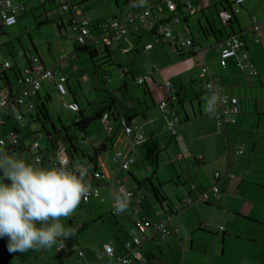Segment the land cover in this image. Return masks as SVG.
<instances>
[{"label": "rangeland", "instance_id": "374dc122", "mask_svg": "<svg viewBox=\"0 0 264 264\" xmlns=\"http://www.w3.org/2000/svg\"><path fill=\"white\" fill-rule=\"evenodd\" d=\"M14 1L19 5V0ZM215 1H217V3H211L212 5L210 8V10L212 9L213 11L214 17L218 18L216 8H222V5L226 6L231 14L233 13V8V10L236 11L241 26L247 32L252 28L253 18L259 21L264 20V0H244L241 5L237 4L235 0H229L230 3H232V7L229 5L228 0H214V2ZM22 2L27 5V10L22 12V10L19 9L17 12L18 23L14 26L6 27L4 34L1 36L3 45L0 49V59L3 53L5 54L6 52V59L13 65V68L7 71L13 84L16 83L18 76L24 74L26 64L28 63L27 56L30 59L33 56H41L44 63L50 67L51 64H56L63 56H69L70 54L71 57H74L75 55L76 59H73L74 64L78 65L80 68L78 74H85L88 81L83 82V87H80L79 83H82V80L79 83L76 82L72 71L70 73V79L73 83V89L83 110H85L87 114H93L98 111L101 103L108 98L107 90L104 88L105 85L108 89H113L118 85L117 74L120 68L117 64V59L126 63L129 68L134 67V63L138 61H140L138 62L139 64L145 62L147 64L148 60L145 53V56L143 55L141 60H138V57L128 60V56L118 50L117 42L115 41L113 47L117 48V55H114L113 59L116 65L106 62L107 59L103 58L102 55H105L104 47L101 49V55L91 57L88 47L78 42L77 32L68 25V20L70 18L69 13L65 14L61 9H53L50 11L48 7H40L38 0H22ZM175 5L176 0H162L160 2V7H165L164 15H166L167 18L171 17ZM130 6L131 0H80L78 4L74 6L73 12L75 18L81 22L88 19L86 26L95 36L99 37L103 35V37H105L107 35H105L102 25L114 19L122 21L128 13ZM184 15L189 18V25L194 32V37L204 44L217 43V38L221 37L222 34H228L223 23L218 21L214 26L218 37L216 38L212 33L206 38L200 29V25H205L206 23L203 12L200 11V13L190 16L187 11L180 13V17L183 18ZM210 18H212V14H210ZM62 19L64 23H62ZM48 20H50L49 23H43ZM58 24L61 25V29L58 28ZM137 24L144 27V30H142L144 32V38L147 37V25L143 22H137ZM183 24L186 23L183 22ZM173 27L174 32L179 35L177 25L173 24L172 28ZM235 29H240L239 25L235 24ZM229 30L233 31L232 27H229ZM180 36L182 35L180 34ZM187 36L190 35L185 33L184 37ZM134 41L137 42V40ZM251 45L255 44L253 43ZM123 46L128 45L124 44ZM258 47L263 48L262 44L258 45ZM214 50L215 49L212 48L209 52H213ZM218 57H220L219 53ZM98 64H101L103 70L108 71L99 72ZM56 68H58V66ZM140 68L142 72H144L143 67L141 66ZM67 69L70 70V67L67 66ZM246 71L248 72L249 69H243L238 65L232 72L223 77V80L226 79V82L229 84H222H226L225 86L251 85V82L256 79V75L249 76L250 74ZM109 72L113 73L110 74ZM105 74H109L114 82L110 83L104 80L103 77ZM261 75L264 76V72H261ZM1 76L2 73L0 72V84L4 82ZM260 83L261 81L259 80L258 84ZM133 87L141 91V87L143 86L142 84H135ZM40 92L42 98L47 94L51 96V102L48 106L53 121L52 123L57 130L61 131L60 137L65 145L69 148H73V146L77 147L79 155L74 153L77 158H80L82 153L81 148H83L84 145L86 146L83 148L84 151L86 152L89 150L88 147L91 145V139L99 142V138H105L107 131L100 120L94 121L89 126L87 135L74 128L73 122L76 119L77 112L69 108L68 104L74 99L73 93L70 92L69 89L68 94L62 97L59 95L55 84L50 80H46L40 88ZM35 98L39 100L36 95ZM4 116L5 111L0 110V140H6V146L4 148L7 150L15 143L14 139H11L10 134L17 126L13 118H10L5 126L2 125ZM233 116L234 120H237V122L229 124L228 134L230 137V144L232 146L237 145L244 150V154L242 155H238L231 151L230 156L232 162L236 163L233 171L236 175L234 180H232L233 185L227 186L226 190L224 188V191H222L219 184L221 190L220 199L216 200L213 193L209 195L208 202L213 205L208 206L204 201H197L175 216L174 221L179 224L182 221L189 225L191 219L194 220L196 218V220H199L201 216L204 219L209 217L212 221L211 224L205 227V230L200 229V224L198 222L197 226L199 229H193L194 232H196L195 234L193 232L195 236L200 235L201 237L203 236V232L208 235V230L211 229L210 231L216 233L214 236L220 240V246L222 245V230L226 228L228 234L230 232V236L226 238L227 244L225 246L227 250L234 248L241 252L253 253L256 249L254 245L264 249V119L261 122L262 126L260 130H257V123L254 117L253 124L240 120H250L252 116L239 114H234ZM52 123H46L45 126L47 130L52 129ZM42 124V121L33 122L27 114L24 116L23 120L19 122L23 132L20 136L25 137L24 144L28 146L36 140L42 147L49 145L46 130L43 129ZM63 126L68 128V132L63 129ZM70 137L72 139H70ZM170 140L171 145L169 144ZM255 143H257V148L254 151L253 146ZM18 144L22 147V142ZM108 145L110 146L109 143ZM175 146V140L168 136L167 141H159L156 144L149 138L147 142L137 145L134 148L135 153L133 156L137 162L133 165V169L135 170L138 180L141 181L139 188L136 180L126 171L120 174V177L124 175L128 176L127 180L122 181V183L127 188L137 192L136 195H138L141 207L153 220H157L156 213L161 210V206L158 204L155 197L153 186L156 187L160 195L166 199L164 206L168 208L169 203L176 206L184 197L186 193L184 178L188 181V185L194 181H199V178H201L208 190L214 185L207 169L196 167V171L192 172L191 169L193 167H188V161L194 164V160L187 148L184 147L183 144ZM10 150L12 151L9 152L7 150L10 155L26 159V152L22 149L15 151H13V149ZM180 154L183 156V159L177 158V155ZM113 155L114 151L108 150L103 153L102 157L105 168L109 172V178L107 179L109 183L117 177V171L112 164ZM40 166L43 167L42 165ZM196 174L200 177H197ZM178 175L180 176L178 177ZM201 180L199 182H201ZM101 185L102 186L99 187L101 193L100 198H92L83 208H77L70 218L62 220V223L66 227L75 230V235L70 239H74L78 242L80 247H86V249L88 248L91 252L97 251L110 241H120L118 237L124 240L128 234V229L131 228L130 222L134 214V204L131 205L129 210L123 212V214L117 213L116 207H114L115 202L124 196H119L116 188L111 184L106 185L105 181H102ZM197 207H199L201 211L196 210ZM221 223H223V226H221ZM70 239L64 242L66 248L63 250H59L60 245L57 244L47 249H29L25 252L10 253L8 249H5L8 245V240L4 237L0 238V253H8V264H85V257L80 258L76 253L70 252L71 250L68 248V246H70ZM156 239L157 242L160 243L161 238L156 237ZM251 239H254L255 242L254 240L250 241ZM236 242L237 244H235ZM231 243L234 245L231 246ZM90 258L93 259L92 256H90Z\"/></svg>", "mask_w": 264, "mask_h": 264}, {"label": "crops", "instance_id": "0c3cea01", "mask_svg": "<svg viewBox=\"0 0 264 264\" xmlns=\"http://www.w3.org/2000/svg\"><path fill=\"white\" fill-rule=\"evenodd\" d=\"M19 1H20L19 4L23 3L22 0ZM41 1H44V3L47 2V0H38L39 5ZM79 1L80 0H70V2L73 5H77ZM13 3L17 4L14 0ZM211 3L215 4L217 3V1L214 2V0H201L200 9H204L203 16H205L206 18V23L211 19H213L214 16L212 14L213 12L212 9L210 10L212 5ZM23 4L26 6V9L23 10L22 12H25L27 10V5L25 3ZM48 6L50 5H47V7ZM161 7L163 9V13H165V7L163 6ZM210 14H212V18H210ZM114 20L121 21L119 19H114ZM258 22L261 23V30L258 34L260 39L259 42L255 41L252 28L250 29L249 32H247L246 30L243 29L242 26L241 28L243 29V31H241L240 29H235V26L233 27L234 29L233 31H235L234 33L239 34L246 40V47L239 52V59L244 63L247 61L253 62L254 66L258 71V73L256 74V79L251 82V85L225 86L226 84L229 83L226 82V79L223 80V77L227 76L230 72H232L234 68L238 67L239 65L238 57H230L227 60V65L222 66L220 62V57H218L219 49L217 43L215 42H213L212 44L203 43L202 46L205 48L206 64L210 70V73L218 79V82L223 86L224 90L228 94L242 98L240 112L237 114L252 116L250 117V120L249 119H245V120L240 119V120L242 122H249L254 124V119H253L254 117L257 123V130H260L262 126L261 122L264 119V76L261 75V72H264V20L261 21L258 20ZM17 23H18V14H17V22L14 25H16ZM62 23H64L63 19H62ZM187 23L189 24V19L187 20ZM206 23L205 25H207ZM176 25L178 27L177 31L179 35L181 34L184 37V34L186 33L184 32V27L186 24L180 23ZM142 30H144V27H142V25H138L136 22L128 26V32L126 35L121 36L120 38L117 39H113L110 41V43H106L102 39H99L98 41L90 42L87 46L91 50H97L96 52L97 55H100V53L102 52L101 49L103 47L104 50H108L109 52H111V54L117 55L116 51L118 48V50L122 51L123 54H126L128 56V60H131L136 57H138L137 58L138 60H141L143 58L144 53L147 55V60H148L147 64L146 62L139 64L138 62L140 61H138L134 63V67H130V68L126 65V63H123L120 61V59H117V63L120 70L118 71L117 74L118 85L113 89H117L125 84L129 87L131 95L137 106V109L140 112L139 116L132 123L140 125L144 135L147 137V140L145 142H147L149 138H151L154 144H156L159 141L161 142L167 141L168 136H170L172 139L175 140L176 146H179V144H183L184 147L187 148L189 154L192 156L194 160V164H192L189 161L187 163L188 167H193L191 171L192 172L196 171V167L207 169L210 179L213 180L214 184H217L218 186L220 184L222 188L221 190L224 191V188L226 190L227 186L233 185L232 180H234V178L236 177L235 173L233 172L236 163L232 162L230 156L231 151L236 153V148H241L238 147L237 145L232 146L230 144V137L228 134L229 124L236 123L237 120L227 123L226 127L224 125H220L217 122L216 115L218 114L219 106L204 91L203 85L206 77L203 76L201 72V63L197 55H190L187 53L181 55L178 53V48L175 47V45L170 44L168 42H163V43L161 42L159 44L154 45L150 50H147L146 46L152 40L153 35L148 31V29H146L148 36L144 38V32ZM90 32L92 33L91 30ZM186 34L188 35V33ZM99 37L103 38V35H100ZM222 39L223 37L221 35V37H219L218 40L222 41ZM134 40H137V42H135ZM114 41L117 42V48L113 47ZM250 43L251 44L254 43L257 46L251 45ZM124 44H127L128 46H123ZM261 44L263 48L258 47V45ZM212 48H214L215 50L213 52H209V50ZM63 57H64V61L61 60ZM63 57H61V59L56 64H51L50 67L56 68L58 66V68H56L58 69L57 74L63 73L64 75H66L67 87L69 91L73 93V97H74V99L70 103H74L76 100L80 104L73 89V83L70 79V73L73 71L75 77L74 80L76 82L79 83L82 80V83H79L80 87H83L82 86L83 82H87L88 78L85 74H80V73L78 74L80 68L78 67V65L74 64L73 59H76L75 55L74 57H71V55L69 54V56H63ZM0 60L2 61L7 60L6 52L5 54L3 53L2 58ZM42 62L44 66L48 67L43 60ZM67 66L70 67V70L67 69ZM97 66L99 68L98 69L99 72L108 71V70L107 71L103 70L101 68L102 67L101 64H98ZM141 66L143 67L144 72H142V69L140 68ZM109 73L111 74L113 72H109ZM148 73H151L153 79L149 83L151 88L147 90L145 84H142L143 87H141L142 88L141 91L139 89L137 90L136 88H134L133 85L138 84L137 79L141 78L142 76ZM7 76L9 77L8 73ZM1 77L6 82L5 77L3 75ZM103 79L109 81L110 83L114 82V80L110 78L109 74H105ZM9 80L11 82L10 77ZM49 80L55 84L54 79H49ZM259 80L261 81L260 84H258ZM166 81H170L173 84V88H172L173 97L169 99V105H168L169 110L163 111V109H161L160 107V102L163 98L168 96V91L164 89V85H163ZM222 83H226V84L224 85ZM104 88H106V90H113V89H108L106 85ZM39 94H40L39 95L40 99H42L40 89H39ZM35 95L37 96V94ZM66 95L62 97H65ZM171 121H175L176 125L181 124L180 125L181 128H179L175 134H172L167 129V125ZM113 127L114 129L112 132H108L106 130L107 133L105 135V138L104 139L99 138L100 139L99 142L91 139V145L90 147H88L89 150L86 152L83 149L86 147L84 145V147L81 148L82 153L80 158H77L76 155L74 154V158H73L74 164H80V163L86 164L89 158L83 156V154L94 155L95 148H98L102 143L106 144L107 151L108 148L110 149L111 147H113L112 150L114 151V153L115 151L120 150L126 153L131 152V154L133 155L135 153L134 148L137 145H141L145 143L143 142L137 144L132 148V139L126 134L124 130V126L122 124V120L115 121L113 123ZM19 128L22 132L20 125ZM108 143L110 144V146L108 145ZM169 144L171 145V140ZM47 147L49 146L48 145L43 147L41 146V148L43 149ZM74 148L78 153L77 155H79L77 147L74 146ZM256 148H257V143H255V145L253 146V150L255 151ZM10 149H13V151L22 149L23 151L26 152V150H24L23 147H20V144L15 145V143L12 144L10 148L7 150L10 151ZM107 151H104L103 153ZM103 153L100 155V159L102 163H103V158H102ZM225 154H226V159H225ZM27 155L28 153L25 155L26 159L23 158L26 162L29 161ZM238 155H242V154H238ZM177 158L183 159V156L180 154L177 155ZM55 160L56 159L54 157L52 159V163H47L42 166L46 168H51L54 166ZM112 164L116 169V162L113 160V157H112ZM133 165L130 170H126L128 174L130 171H132L135 174ZM122 172L124 171H121L120 173L117 172V175L118 178H120L122 181H125L127 180L128 176L124 175L123 177H120V174ZM216 172L222 173V176L218 179L215 178ZM107 174L109 178L108 171ZM196 175L197 177H200L198 174ZM179 176L180 175H178V177ZM199 179L201 180V178ZM199 181H194L188 185L187 184L188 181H186V179L184 178L185 188L195 185L203 186L207 188L206 184L202 180L201 182ZM105 184L109 185L108 183ZM184 197L182 199H184ZM220 197L215 199L216 200L220 199ZM92 198H96V197H92ZM92 198H90V200L87 203H89L92 200ZM131 205H133V202L129 203L127 210L131 208ZM171 205L174 206L172 203ZM196 210L201 211L199 207H197ZM159 211H157L156 213L157 220H154L155 222L158 221L159 219L158 216ZM144 212L146 213L145 210ZM133 217L131 218V222H130L131 228L128 229V234L126 235V238L124 240H121L120 237H118V240L120 241L118 242L110 241L114 245L115 252L118 255L125 254L124 243L127 239L131 238L132 234H134L135 232L133 220H132ZM211 221H212L211 218L208 217L204 219L202 218V216L199 217V220H196V218L194 220L191 219L189 225H187L185 222L182 221L180 222V224L174 221L173 224L175 227L178 228V232L176 234L175 233L171 234L166 238H161L160 236L156 235L154 238H150L144 241L140 248L142 257H140L138 260H135L132 264H264V249L256 247V245H254L256 249L254 250L253 253L241 252L234 248L227 250L225 246L227 244L226 238L230 236V232L228 234L226 228H224V230L226 231V235L224 239H222V245L220 246H219L220 240H218V238L215 236H211L210 234H208L209 235L208 236L207 233L204 232H203V236L201 237L200 235L199 236L194 235L196 232H194L193 229L197 230L200 227L201 230H204L205 227L208 226V224H211ZM198 222L200 224L199 227L197 226ZM221 226H223V223H221ZM156 237L161 238L160 243L157 242ZM253 240L254 239H251L250 241ZM235 244H237V242ZM233 245L234 244L231 243V246Z\"/></svg>", "mask_w": 264, "mask_h": 264}, {"label": "built area", "instance_id": "2783aa9c", "mask_svg": "<svg viewBox=\"0 0 264 264\" xmlns=\"http://www.w3.org/2000/svg\"><path fill=\"white\" fill-rule=\"evenodd\" d=\"M63 5V8H68L70 0H59ZM162 0H131V6L128 13L122 21L112 20L103 24L105 37H96L90 30L86 27L88 19L81 22L77 19L73 26V30L78 32L77 40L81 44L87 46L90 42L98 41L102 39L106 43H110L111 40L120 38L128 32V26L136 22H143L147 25V29L153 31V38L146 46L147 50H150L154 45L168 42L175 45L178 49L187 51L192 47L193 38L190 36L183 37L176 34L172 28V25L180 24L181 17L173 16L167 18L163 13L162 7H160V2ZM180 3L183 11H187L188 15L196 14L201 8V0H176ZM244 0H235L239 5L243 3ZM25 10L26 6L21 3L19 5L14 4L13 0H0V37L2 36L3 30L6 27L12 26L17 22V11ZM182 11V12H183ZM220 15L227 24V20L230 18V12L225 9L220 12ZM252 32L254 33V38L256 42H259V32L261 30V23L258 22L256 18L252 19ZM189 27L186 25L184 27V32L189 35ZM180 45V46H179ZM218 49L220 54V62L222 66L227 65V60L230 57H238L239 65L245 69L248 68V73L250 75H256L258 73L254 63L251 61L243 62L239 59V52L246 47V40L240 36H230L223 39L218 43ZM2 47V42L0 40V48ZM199 61L201 63V72L205 76L204 80V91L209 97H211L219 106L218 114L216 115V120L220 125L226 127L227 123L234 121V114L240 111V99L237 96L228 94L223 86L218 82V79L214 77L206 64L205 48L202 50L199 47L195 50ZM64 61V57L61 59ZM12 69V63L10 61L0 60V71L7 73L8 70ZM57 69L55 67H46L41 63L38 57H32L27 63V67L23 75L17 77L15 84L3 82L0 84V110H4L13 116L16 123H19L24 118L25 109L32 111L35 108V101L32 95L36 93L42 87L44 81L49 79H54L55 86L60 96H64L68 93L67 89V77L63 73L57 74ZM151 79V73L145 74L141 78L137 79L138 83H143ZM164 89L168 91V96L163 98L160 102V107L163 111L169 110V99L173 97V84L170 81H166L164 84ZM15 88V90H14ZM69 108L72 111L79 110V104L77 102L69 103ZM24 113H23V111ZM102 122L108 132H112L114 127L113 124L108 119V113L104 114ZM124 130L126 134L132 139V148L137 144L143 143L147 140L144 135L140 125L130 123L128 124L122 120ZM181 125V124H180ZM176 125L175 121H171L167 125L168 131L175 134L180 127ZM21 130L17 126L11 134V139H14L15 145L22 142V147L28 153L27 157L29 161H38L39 165L43 160V154L40 153L41 146L35 140L29 146H25V137L20 136ZM22 135V134H21ZM35 139V138H34ZM3 142L1 146L6 145V140L1 139ZM243 149L236 148L237 154H243ZM26 153V154H27ZM63 158L65 163L70 167L71 165L69 155L67 152V147L61 142L57 149L55 150V162L54 166H57L58 159ZM113 160L116 162V170L118 173L121 171L130 170L132 165L136 162L133 154L131 152L124 153L120 150L115 151L113 155ZM95 177L100 179L101 182L104 179L107 181V175L102 174L100 171H96ZM222 176L221 172L215 173V178H220ZM103 180V181H104ZM111 184L118 191L119 196H129L130 202H133L134 206V234L131 238L127 239L124 243L125 254L118 255L115 252L114 245L110 242L103 245L100 249L94 252L93 259L89 257L86 251L78 246L76 243H71L68 248L71 252L76 253L78 257H85V264H132L135 260L142 257L140 252L141 245L144 241L154 238L156 235L161 238H166L171 234H176L178 228L174 226L173 222L175 217L170 213H164L161 210L158 212L159 219L154 221L150 218L142 209L140 205V200L133 189L127 188L120 178L117 177L111 182ZM118 185V187H117ZM94 194L89 197L86 203L92 197H100L101 193L99 186L93 185ZM211 190V191H210ZM210 193H213L215 198L220 197V188L217 184H214L208 191L202 192L196 197V201L199 199L208 200ZM186 193L184 199H182V205L186 206L192 203V198ZM118 201V200H117ZM115 202V207L116 203ZM83 203V202H82ZM66 248V245L59 246V250Z\"/></svg>", "mask_w": 264, "mask_h": 264}, {"label": "clouds", "instance_id": "9594fccd", "mask_svg": "<svg viewBox=\"0 0 264 264\" xmlns=\"http://www.w3.org/2000/svg\"><path fill=\"white\" fill-rule=\"evenodd\" d=\"M88 172L82 164L70 167L63 158L57 166L41 167L0 146V238H7L10 253L63 246L75 235L62 220L94 194ZM129 203V196L119 199L116 212H125Z\"/></svg>", "mask_w": 264, "mask_h": 264}, {"label": "trees", "instance_id": "16d2710c", "mask_svg": "<svg viewBox=\"0 0 264 264\" xmlns=\"http://www.w3.org/2000/svg\"><path fill=\"white\" fill-rule=\"evenodd\" d=\"M228 3L232 7V3H230V1ZM70 4L71 5H69L68 8H63V5L60 3L59 0H47L46 3H44V1H41L39 6L43 7V8H47V5H50V6H48V9L50 11H52L53 9H58V10L61 9L62 11L65 12V14L69 13L70 14V18L68 20V25H70L71 28L73 29V26H74V24L77 21V19L75 18V14L73 12L74 6H76V5H73L71 2H70ZM225 9H227V8H226V6H223V5H222V8H216V13H217L218 18L213 16V19L208 21L207 25H200V29L203 32V34L206 36V38H208L207 36L211 35L212 33H213L214 36H216V38L218 37L217 31H216V29L214 27L215 24L218 23V21H221L223 23L224 28L227 29V32H228L227 35L222 34L223 39H226L227 37L232 36V34L235 31H230L229 27H232V29H233L235 24L239 25L240 30L243 31V29L241 28V25H240V21H239V19L237 17L236 11L233 10V8H232V12L233 13L232 14L230 13V18L227 20V24H224V21H223L221 15H220V12L222 10H225ZM182 11L183 10L181 8L180 3H178L176 1V5L174 7V10H173V13H172L171 17L176 16V15L180 16V13H183ZM200 11H202L204 13V9H200L196 14L200 13ZM196 14H194V15H196ZM212 14H213V12H212ZM188 19H189L188 16L184 15L183 18L181 17V23L184 22L189 27V30H190L189 31L190 32L189 35H190L191 38H193V44H192V47L189 50H187V51L178 49V53L181 54V55H183L185 53L190 54V55H197V53L195 51L197 49V47H199L202 50L204 49V47L202 46L203 43L194 37V32L191 30V27L187 23ZM49 21L50 20H48L47 22H43V23L46 24V23H49ZM252 25H253V21H252ZM58 28L61 29V25L60 24H58ZM148 31L153 35V31L152 30L148 29ZM4 32H5V30H3L2 35L4 34ZM220 41L221 40H218V38H217V43H219ZM88 49H89V53L91 54V57H96L97 56V54H96L97 50H91L90 48H88ZM104 52H105V55L103 56V58L108 59V60H106V62H109V63L112 62L113 64L116 65V63H115V61L113 59L114 54H111V52H109L108 50H105ZM100 55H101V53H100ZM34 57H38L39 60L41 61V63L43 64L40 56H34ZM27 61L28 62L30 61V58L28 56H27ZM1 73L5 77L6 82L7 83H11L10 80H9V77L7 76V73H4V72H1ZM152 80L153 79H152V75H151V79L149 81H145L143 83H138V84H145L146 87H147L146 89L149 90V88H151L149 83ZM43 84H42V86H43ZM35 94H37V96L39 98V101L34 98ZM39 95H40L39 94V90H37L36 93H34L32 95V98L36 102L35 103L36 106L31 112L26 110V109H25V113H24L23 110L22 111L24 113L23 116H25L26 114L29 115L30 118L33 120V122L42 121L43 129L46 130V135L48 137L47 139H48V142H49V145H48L49 147H47L45 149L41 148V150H40V153L43 154V160H42L40 165H44V164H47V163H52V159L55 157V150L57 149L59 144L62 142V140H61V137H60L61 131L57 130L55 125L52 123L53 121H52V118H51V115H50V112H49V106L48 105L51 102V96L49 94H47L44 98L40 99ZM107 95H108L107 100L102 102L100 107H99V109H98V111L93 113V114H87L86 111L83 110V108L80 106V104L75 100V102H77L79 104V110L76 111L77 112V116H76V119L73 122V126H74L75 129L87 134V129L89 128V126L94 121L100 120V122L103 124L102 118H103L104 114H106V113H108V119H109V121L112 124L115 121H117V120H124L125 122L130 124L139 116L140 112L137 109V106H136L135 101H134V99H133V97L131 95L129 87L126 84L120 86L117 89L107 90ZM239 99H240V107H241L242 98L239 97ZM10 118H13V116L10 115L8 112H5V116H4L3 120H2V125L5 126ZM48 122L52 123V129L51 130H47V128L45 126L46 123H48ZM16 126L19 127V123H16ZM63 129L66 132H68V128L67 127L63 126ZM21 134H22V132H21ZM70 139H72V138L70 137ZM72 145H73V142H72ZM65 146L67 147V152H68V155H69V159H70L71 165H76L73 162V158H74V153H77V151L75 150L74 146H73V148H69L67 145H65ZM2 147H5V146H2ZM112 148L113 147H111L110 149L108 148V150H112ZM104 151H107V146H106V144L102 143L98 148H95V151H94L95 154L94 155H84L83 154V156L88 157L89 160H88V162L86 164H84V163L83 164L80 163V164H82V165H84L85 167L88 168V170H89L88 179L90 180L92 186L93 185H96V186H99V187L101 186V180L95 177L94 173L96 171H100L102 174L104 173L105 175H107L106 177L108 178L107 170L105 169V166L103 165V163H102V161L100 159V155ZM129 175L133 179L136 180V182L138 183V188H139L140 185H141V181L138 180V178L135 176V174L132 171L129 172ZM105 183H107V181ZM153 189H154V194H155V197L157 199V202L161 206V211L164 212V213H170L174 217L177 216L179 213H181L184 209L189 208L191 205H193L197 201H204V203L206 205H208V206L209 205H213L212 203L208 202L209 199L208 200L199 199V200L196 201V197H198L199 194H201L202 192L208 191V189L203 187V186L195 185V186H189V187L186 188V193H188L189 194L188 196H190L192 198V203L191 204L183 206L182 205V200H180L179 204L176 205V206H172L171 203H169V204L167 203L168 204V208H166L164 206V202L166 201V199L162 195H160L159 190L156 187H154V186H153ZM86 204H87L86 202H83V203H81L79 205L78 208H83ZM208 234H210L211 236L216 235L215 232L209 231V230H208ZM222 234H223L222 239H224V237L226 235V231L222 230ZM69 241H70V244L71 243H76L78 246H80L74 239H70ZM5 249L6 250L8 249V245L6 246ZM83 249L86 251V253L89 255V257L90 256H94V252H91L89 249H86L84 247H83ZM0 264H8V253L7 252L5 254L0 253Z\"/></svg>", "mask_w": 264, "mask_h": 264}, {"label": "water", "instance_id": "95a60500", "mask_svg": "<svg viewBox=\"0 0 264 264\" xmlns=\"http://www.w3.org/2000/svg\"><path fill=\"white\" fill-rule=\"evenodd\" d=\"M237 35H239V34H235V33L232 34V36H237ZM217 45H218V43H217Z\"/></svg>", "mask_w": 264, "mask_h": 264}]
</instances>
